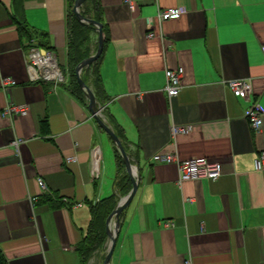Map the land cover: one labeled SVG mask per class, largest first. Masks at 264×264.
<instances>
[{
    "label": "crops",
    "instance_id": "crops-1",
    "mask_svg": "<svg viewBox=\"0 0 264 264\" xmlns=\"http://www.w3.org/2000/svg\"><path fill=\"white\" fill-rule=\"evenodd\" d=\"M98 1L103 48L98 64L83 67L81 77L139 176L119 216L109 264H264V170L253 166L264 150V0ZM70 2L0 0L4 264H80L78 245L89 230L90 205L112 194L117 204L128 193L115 187L114 142L88 109L84 92L79 97L70 86ZM170 6L187 12L160 22L158 9ZM83 9L93 15L86 0ZM88 39L91 55L96 29ZM33 45L54 53L61 81L32 77ZM180 66L181 89L168 97L164 71ZM3 77L15 83L3 87ZM236 78L251 81L262 119L258 131L246 117L249 104L227 86ZM8 105L26 106L27 112L6 113ZM174 125L190 128L173 134ZM163 150L179 159L219 161L222 173L178 183L176 162L152 160ZM121 174L131 183L125 166ZM107 245L106 235L87 264L99 257L102 262Z\"/></svg>",
    "mask_w": 264,
    "mask_h": 264
},
{
    "label": "built area",
    "instance_id": "built-area-1",
    "mask_svg": "<svg viewBox=\"0 0 264 264\" xmlns=\"http://www.w3.org/2000/svg\"><path fill=\"white\" fill-rule=\"evenodd\" d=\"M187 10L183 6H170L165 8H159L157 11V19L162 22L169 19L179 18L186 13ZM153 32H149L148 36H152ZM261 50L264 55V42L261 44ZM28 69L34 79H49L53 81H61L63 79L62 71L60 70L55 55L52 51H43L33 45L30 46ZM165 74V90L168 97H172L181 89V77L183 74V68H167L164 71ZM15 81L10 77H3L1 85L3 87L9 84H14ZM228 88L236 97L242 99L249 104L246 110V117L249 120L250 126L258 131L262 124L260 110L254 104L252 99V84L250 79L236 78L226 81ZM103 107L98 108V114L101 115ZM6 113H26L27 107L22 105H8L5 107ZM190 128V125H174L172 126V133L186 131ZM19 141H14L17 146ZM72 157H67V161H71ZM152 160L161 163L176 162L178 167V179L177 182L181 183L185 180L193 179H216L221 171V163L209 159L207 157H188L186 159H179L173 151L163 150L158 151L152 156ZM253 166L256 170H264V150L253 159ZM39 185L45 189L44 182L41 178L37 179ZM185 264H191L190 260H186Z\"/></svg>",
    "mask_w": 264,
    "mask_h": 264
},
{
    "label": "trees",
    "instance_id": "trees-1",
    "mask_svg": "<svg viewBox=\"0 0 264 264\" xmlns=\"http://www.w3.org/2000/svg\"><path fill=\"white\" fill-rule=\"evenodd\" d=\"M90 4V9L93 15H88V9L80 10L83 16L90 17L102 23L101 19V7L98 0H86V3ZM74 0H71L69 4V14L67 18V34H68V49H67V68L70 73L72 84H70L72 91L79 97H83V90L78 86L75 75L76 65L84 58L89 56V52L86 48V42L88 39L89 31L95 30V26L91 24L80 23L75 14L72 12ZM85 5V3H84ZM85 8V7H84ZM85 10V11H84ZM86 45V46H85ZM99 58L87 67H95L98 64ZM86 67V68H87ZM83 79V78H82ZM84 80V79H83ZM85 82V80H84ZM86 83V82H85ZM97 84V82H96ZM117 132V131H115ZM117 134V133H116ZM114 154L116 158V166L118 169V175L115 180V187L117 190L126 194L130 189L131 183L129 179L123 177L122 170L124 164L119 151L114 148ZM116 204V194L104 198L95 205H90L91 210V221L88 233L84 236L82 241L78 245V251L81 255L80 264H87L89 257L105 242V219L111 212L114 205ZM0 264H4L2 256L0 254Z\"/></svg>",
    "mask_w": 264,
    "mask_h": 264
},
{
    "label": "water",
    "instance_id": "water-1",
    "mask_svg": "<svg viewBox=\"0 0 264 264\" xmlns=\"http://www.w3.org/2000/svg\"><path fill=\"white\" fill-rule=\"evenodd\" d=\"M84 0H74V5H73V12L77 18L78 21L85 23V24H91L95 26V29L97 31V48L94 53L89 55L88 57L82 59L75 67V75H76V80L78 83V86L83 90L85 97L87 98L88 101V109L91 111L95 119L98 121L99 125L103 128V130L110 136L112 141L115 144L116 149L119 151L122 161L124 163L125 169L127 174L130 177L131 180V189L128 191V193L119 199L118 203L116 206L112 209V211L109 213V215L106 218V235L108 238V245L106 249V253L104 255L103 261L101 264H109L110 259L114 250V246L116 243V239L120 230V219L119 216L122 213V211L128 206L130 203L137 187H138V182H139V176L138 174L133 171V166L130 162L129 156L124 149V146L117 136V134L114 132V130L106 123V121L98 114V109H97V102L94 96L93 91L90 89L88 85L83 81L81 77V70L83 67L91 64L94 62L97 57L100 55L102 48H103V27L102 23L99 21H96L95 19H92L87 16H83L80 11H79V6ZM114 219V229L110 230L109 229V222Z\"/></svg>",
    "mask_w": 264,
    "mask_h": 264
},
{
    "label": "bare ground",
    "instance_id": "bare-ground-1",
    "mask_svg": "<svg viewBox=\"0 0 264 264\" xmlns=\"http://www.w3.org/2000/svg\"><path fill=\"white\" fill-rule=\"evenodd\" d=\"M133 171H134V169H133ZM114 223H115L114 219H112V220L109 222V229H110V230H113V229H114Z\"/></svg>",
    "mask_w": 264,
    "mask_h": 264
},
{
    "label": "rangeland",
    "instance_id": "rangeland-1",
    "mask_svg": "<svg viewBox=\"0 0 264 264\" xmlns=\"http://www.w3.org/2000/svg\"><path fill=\"white\" fill-rule=\"evenodd\" d=\"M102 256H103V253H102ZM101 259H102L101 257L98 258L97 264H101L102 263Z\"/></svg>",
    "mask_w": 264,
    "mask_h": 264
}]
</instances>
